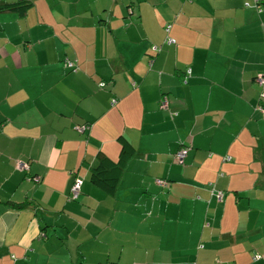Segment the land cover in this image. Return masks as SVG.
I'll return each mask as SVG.
<instances>
[{
    "label": "crops",
    "instance_id": "1",
    "mask_svg": "<svg viewBox=\"0 0 264 264\" xmlns=\"http://www.w3.org/2000/svg\"><path fill=\"white\" fill-rule=\"evenodd\" d=\"M28 1L0 7V264H264V4Z\"/></svg>",
    "mask_w": 264,
    "mask_h": 264
},
{
    "label": "trees",
    "instance_id": "2",
    "mask_svg": "<svg viewBox=\"0 0 264 264\" xmlns=\"http://www.w3.org/2000/svg\"><path fill=\"white\" fill-rule=\"evenodd\" d=\"M259 2L264 4V0H259ZM31 6L32 2L28 0H21L17 2L2 3L0 7L3 10H16L20 13H25V11ZM71 68H73V66ZM119 142L121 144L119 158L117 160L106 156L100 158L98 163L92 167L90 175L91 182L96 187L112 195L117 192L129 161L137 154L136 147L126 137L121 136L119 138ZM166 183L167 185L165 186H168L167 181ZM21 206L24 205H19V207Z\"/></svg>",
    "mask_w": 264,
    "mask_h": 264
},
{
    "label": "built area",
    "instance_id": "3",
    "mask_svg": "<svg viewBox=\"0 0 264 264\" xmlns=\"http://www.w3.org/2000/svg\"><path fill=\"white\" fill-rule=\"evenodd\" d=\"M246 5H249V4L247 3ZM70 65L72 67V64H70ZM256 82H257L258 86L261 87L260 96H261L262 99H264V76L258 75L257 78H256ZM104 85L105 84L103 83V86ZM168 104H169L168 98H167V96H164V98L161 100V105H162L163 108H167L168 107ZM256 110L264 113V103L258 104L256 106ZM77 129L78 130H86L87 127L86 126H80L79 125L77 127ZM187 154H188V149L185 148V147H183V148H181L180 150L177 151L176 157L178 158V160L183 161L185 159V157L187 156ZM18 166L20 168H28L29 167L28 163H26V162H19ZM157 182L160 185H162V186L167 185L166 180H164V179H158ZM219 195H221V194H219ZM79 196H80V183L79 182H76L72 186L71 197L73 199H77ZM256 257L259 258L260 256L258 255Z\"/></svg>",
    "mask_w": 264,
    "mask_h": 264
}]
</instances>
